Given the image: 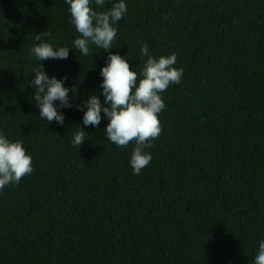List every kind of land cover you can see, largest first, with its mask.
<instances>
[{"label":"trees","instance_id":"trees-1","mask_svg":"<svg viewBox=\"0 0 264 264\" xmlns=\"http://www.w3.org/2000/svg\"><path fill=\"white\" fill-rule=\"evenodd\" d=\"M126 3L112 53L139 73L147 44L154 57L177 54L184 72L163 94L162 132L140 175L134 143L110 142L107 121L85 127L79 148L84 113L64 109V125L49 124L31 99L41 63L31 47H70L79 35L64 0H0V129L34 167L0 191V264H253L264 240V0ZM107 56L92 46L42 64L67 75L82 104L101 94Z\"/></svg>","mask_w":264,"mask_h":264},{"label":"clouds","instance_id":"clouds-1","mask_svg":"<svg viewBox=\"0 0 264 264\" xmlns=\"http://www.w3.org/2000/svg\"><path fill=\"white\" fill-rule=\"evenodd\" d=\"M64 3L68 5L71 23L79 35L70 47L47 42L31 47L32 56L41 62L39 67L31 69L34 73L30 80V87L34 88L31 99L39 109L40 119L46 118L49 124L64 125V109L76 107L84 113L83 127L80 126L71 141L79 148L89 140L83 130L85 127L98 128L102 120L107 121L103 132L110 142L117 147L134 143L129 164L133 173L140 175L152 161V154L146 149L153 146L162 132L159 116L166 109L163 94L171 86H179L184 78L183 69L177 67V54L157 58L144 44L140 52L147 59L138 73L136 68L130 67L126 57L111 51L115 49L118 24L128 13L126 0H117L110 9L103 11L98 9H104L106 0H64ZM36 39L41 41L42 34L36 35ZM92 46L108 53L105 66L100 69L102 92L90 95L82 104H74L78 88L65 86L67 75L49 77L42 61L66 60L73 49L87 57ZM33 170V158L23 142L10 139L0 129V191L18 184ZM253 264H264V240L259 241Z\"/></svg>","mask_w":264,"mask_h":264}]
</instances>
